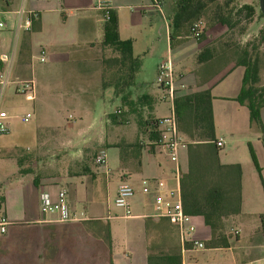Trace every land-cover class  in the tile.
<instances>
[{
	"label": "crops",
	"instance_id": "0c3cea01",
	"mask_svg": "<svg viewBox=\"0 0 264 264\" xmlns=\"http://www.w3.org/2000/svg\"><path fill=\"white\" fill-rule=\"evenodd\" d=\"M137 1L109 0V5L114 18L115 36L119 39H131L132 55L138 57L142 53L140 50H135L140 33L138 27L142 24L141 19L147 13V9L142 11L140 7H143V4H140L141 0ZM94 4V0H62L60 4L54 0H21L19 8L7 10L11 20L7 25V34L0 37V74L7 75L8 83L13 84L14 93L19 94L16 90L19 83L30 81L29 95H21L24 96V100L37 101V93L31 78L34 77L36 80L37 77L35 61L37 64L66 68V77H70L75 84L85 86L90 79L95 78L96 86L100 87L101 54L97 46L104 35L105 20L94 8ZM127 7L129 11L122 12V9ZM20 10L34 14V23H32L34 25H30L28 30L16 28ZM222 31L221 26H212L205 30L202 39L207 44L214 34ZM168 32L166 23L164 36L167 45ZM41 49L44 51L43 60L39 61ZM234 67L236 66L231 65L228 68ZM221 68L215 71H201V65L196 64L193 74V83L196 82L198 85L193 89L208 88L210 91L213 127L218 117L215 98L229 102L231 104L228 106L229 110L239 112L241 117H243L242 110L247 109L234 100L240 87L242 67L241 76L235 86L233 84L229 90L223 89L222 91L225 92H218L212 96L210 81ZM175 73L182 75L186 85L184 91H191L184 80L183 72ZM198 77L204 81H198ZM34 91L36 95L33 94ZM4 106H7V94L0 96V110L5 111V122L10 128V120ZM242 126L241 122L240 127ZM227 133L231 135V132L217 131L214 140L221 139L224 144L223 134ZM146 141L148 140H144L143 144L138 142L136 145H132L130 141L125 142V146L132 148L120 153L118 158L119 181L113 194L115 196L119 183L129 184L133 190L129 198L132 212L127 215L120 212L115 216H108L100 203L102 195L97 192L93 194L96 185L98 186L99 174L106 175L108 170L106 160L102 170L97 171L96 168L94 170L91 167L87 159L77 155L73 168L64 171L50 170L48 166L43 165L42 170L47 172L38 177L32 176L28 180L27 176L31 175L33 168L23 164L27 157L18 150L16 139L11 137L9 142L2 139L0 150L3 151V156L8 152L10 157L7 164L2 162L3 158L0 159V213L9 223L5 231L0 233V264H174V262L197 264V260L191 254L199 250L191 247L189 238L203 242L204 248L200 251L229 250L228 244L227 246L215 244L210 247L206 245L210 234L200 215H191L194 230L191 234L185 235L183 240L173 224L154 216L151 204L153 193L152 191L148 194L141 193L140 179H160L166 187H174L178 184L180 188V183L183 187V174L188 169L191 151L187 146L185 149L179 148V170L176 173L174 164L166 153L156 145L146 144ZM39 145L38 153H43L46 146L43 142H39ZM26 180L29 182L24 185L23 182ZM59 188L65 191V201L69 210L75 214L83 212L84 219L63 222L58 221L54 213L39 211V192L45 191L52 202L55 201ZM106 197L107 194L105 200ZM117 220H125L126 226L111 225L112 221ZM129 220L133 222L132 226H128ZM233 228L239 233L238 226ZM143 233L147 234V239L141 237ZM115 237L120 240L121 252L114 250ZM262 243L257 246L261 248ZM214 254L216 255L213 257L219 258L218 253ZM261 255L262 251L258 255V261ZM147 257H150L148 261ZM160 257L165 258L160 259Z\"/></svg>",
	"mask_w": 264,
	"mask_h": 264
},
{
	"label": "rangeland",
	"instance_id": "374dc122",
	"mask_svg": "<svg viewBox=\"0 0 264 264\" xmlns=\"http://www.w3.org/2000/svg\"><path fill=\"white\" fill-rule=\"evenodd\" d=\"M54 1L59 4L62 2V0ZM157 1L156 4L154 0H141L140 4H143V7L139 5L142 11L147 9V13L138 27L140 33H138L135 50H140L142 53L138 56L139 67L134 73L130 94L131 96L148 94L152 98L150 108L144 107L140 111L143 119L148 116L165 119L170 115V103L161 99L162 93L155 84L156 64L168 56L174 72H183L187 86L194 90L193 88L198 87L196 82L193 83L194 68L197 64L196 55L206 42L202 39L203 34L195 39L188 35L187 28H185L180 36L174 37L167 45L164 32L174 0ZM224 1L215 0L207 5L201 17L205 27L208 26V19L214 6L221 5ZM20 4L21 0H0V17L6 22L0 28V37L7 34V25L11 20L7 10L19 8ZM243 4L253 6V16L247 21L244 18V10H241L235 16L238 23L232 29L225 31L230 34L228 41H234V51H230L231 53L226 54V57L216 56L213 59L214 67L221 63L227 64L223 66L226 69L222 68L223 70L221 69L210 81L212 96L218 92H225L222 91L223 89L229 90L239 81L242 68L236 66L230 69L228 67L232 64L230 62H234L237 58L239 47L241 48L244 44L258 60L256 85L264 83V40L260 39L259 33L264 24V18L258 15L257 0H231L225 10L231 8L230 11L233 14L236 13L235 9ZM127 11L129 7L122 9L124 13ZM222 35L224 31L214 34L209 44L220 39ZM214 46H216V54L219 55L222 52L221 46H217V43ZM97 48H99L101 57L112 54L109 48L101 45V41ZM34 67L37 70V77L36 80L34 77L31 78L37 93V101L24 100L23 95L14 93L13 84L10 83H7L1 91V97L7 94V106H4V109L10 120V128L7 136H0V141L5 139L9 142L11 137L16 139L18 150L27 157L23 164L33 168L31 175L27 176L28 180L32 176L38 177L46 173L47 171L42 170L43 165L48 166L50 170L64 171L74 167L77 155H80L82 159H86L89 155L93 158L95 155L93 153L103 151L108 170L106 175L99 174L98 186L96 185L93 194L97 192L102 195L100 203L106 215L115 216L120 212L124 213L122 208L114 206L113 191L119 181V155L132 148V146L130 148L125 146L124 143L130 141L134 145L146 140V134L137 127V116L134 113H127L119 99L112 94L111 88H101V84L97 87L95 78L82 86L75 84L70 77H66V68L37 64L36 61ZM100 67V80L101 78L107 79L109 73L102 72L101 64ZM0 75L7 77V75ZM35 91L34 95H36ZM214 103L218 109V117L213 127L214 135L217 137L219 130L231 132V135L223 134L225 142L217 150L216 160L218 164L237 165L239 168V209L235 214L224 218L223 234L226 244L230 247L229 250H215L216 252L195 250L197 252H192L191 256H194L197 264H259L260 261L257 258L262 249L257 245L264 240L259 219V216L264 217V149L261 140L264 134V105L259 110L261 131L255 123H249L247 109L242 110L243 117H241L239 112L229 110L228 106L231 104L226 100L215 98ZM25 112H28L30 116L26 121H22L21 117ZM110 114H116L121 122H112ZM241 122L242 127H240ZM39 142H43L46 146V151L43 150V153H38ZM187 144L188 141L184 140V149ZM248 144L255 156L259 171L251 162L247 149ZM8 154L7 152V155L3 156V151L0 150V159L3 158L2 162L5 164L9 163ZM90 164L97 171L103 168L93 163ZM28 182L26 180L23 184L27 185ZM105 194H107L106 200ZM131 212L129 206L128 213ZM129 221L128 226H132L133 222ZM111 225L124 227L126 221H112ZM233 226L239 227L237 235L232 234ZM140 232L142 235V231ZM146 236L147 234L143 233L141 237ZM119 241L115 237L113 247L117 252H121ZM214 253H218L219 258L213 257L216 255Z\"/></svg>",
	"mask_w": 264,
	"mask_h": 264
},
{
	"label": "trees",
	"instance_id": "16d2710c",
	"mask_svg": "<svg viewBox=\"0 0 264 264\" xmlns=\"http://www.w3.org/2000/svg\"><path fill=\"white\" fill-rule=\"evenodd\" d=\"M213 1L215 0H174L172 12L167 20L169 42L174 37L180 36L185 28L189 34L191 24L196 20L202 21L201 17L204 15L207 5ZM230 1L225 0L221 5L214 6L207 27L202 21L203 29L195 39L204 34L206 29L215 25L224 28V35L214 42L211 41L210 44L208 42L197 53L196 63L201 65V71H215L227 64L221 63L215 67L212 64L216 56L223 58L227 56L226 54L234 51V41H228L230 34L225 33V31L232 29L238 23L235 16L241 10H244L245 20L248 21L253 16L254 9L250 4L241 5L235 9L234 15L231 14V8L225 10ZM258 15L263 17L260 12ZM32 23H34V18H31V25H34ZM259 33L260 39L264 40V24ZM216 43L222 49L219 55L216 54V46H214ZM101 45L109 48L112 53L100 58L102 72L109 73L107 79L101 78V88H111L112 94L119 99L127 113H134L137 116V127L146 134V139H153L158 119L152 116L143 119L140 116V111L144 107L150 108L152 98L148 94L131 96L129 92V88L133 85L134 73L139 67V58L132 55L131 39H119L115 36L114 18L110 10L108 11V18L104 22V35ZM239 49L235 61L230 62L232 66L243 68L240 87L234 100L247 108L249 123H255L262 131L259 122V110L264 105V83L256 85L258 60L255 55L250 53L247 45L244 44ZM198 81L204 80L198 77ZM211 98L208 88L187 92L183 90L175 95L172 103L177 132L183 140L188 141L187 149L191 151V156L188 158V169L183 174V187L180 183L181 204L185 213L200 215L203 218L210 234L206 244L208 247L215 244L227 246L223 234V219L235 214L239 209V168L237 165L218 164L216 160V152L219 147L214 143ZM109 117L112 122H121L120 119H117L116 114H110ZM261 140L264 149V134ZM247 149L252 164L259 171L249 144ZM86 159L94 164L92 156L89 155ZM179 181L182 182L180 178ZM259 219L261 233L264 236V217L259 216ZM149 258L147 257V261ZM163 258L165 257H160V259ZM174 264L177 263L174 262Z\"/></svg>",
	"mask_w": 264,
	"mask_h": 264
},
{
	"label": "built area",
	"instance_id": "2783aa9c",
	"mask_svg": "<svg viewBox=\"0 0 264 264\" xmlns=\"http://www.w3.org/2000/svg\"><path fill=\"white\" fill-rule=\"evenodd\" d=\"M157 4L158 1L154 0ZM94 8L99 11L102 19L106 20L108 18V11L110 10L109 0H96ZM31 18H34L32 12H23L20 10L18 12L17 29L28 30L31 25ZM5 25V21L0 18V28ZM203 29V23L201 20L194 21L189 27V36L192 38H197ZM44 51L41 49L39 51V61L43 60ZM8 83L7 77H2L0 75V94L4 86ZM155 84L160 89L162 93L161 99L166 100L170 103V115L163 118H155L157 121V128L155 130V137L151 140L146 141L148 145H156L161 150H163L168 159L174 164V170L178 173V151L179 148L183 147L184 140L180 137L177 132L174 115L172 111V103L175 95L186 89V85L182 79V75L176 74L173 70L172 63L167 56V58L159 61L155 67ZM31 89V82L25 81L19 83L16 90L19 94L25 96L29 95ZM29 113H25L22 117V121H26L29 118ZM6 113L0 110V136L7 134L9 127L5 122ZM143 144V141L139 142ZM217 147L222 146L223 141L217 139L214 141ZM93 162L95 165L104 166L105 165V154L103 151L96 153L93 157ZM153 184V186H151ZM140 190L142 194H148L152 191L151 204L153 207L154 216L166 219L169 223L173 224L178 232L179 237L183 240L185 235L191 234L194 230V225L191 222V215L185 213L182 208L180 199V188L176 184L174 187H166L165 183L160 179H140ZM133 190L131 186L125 182L118 184L115 196L113 199V204L116 207L123 209L124 214H128L129 203L128 200L132 196ZM38 204L39 211L42 213H54L58 221H72L84 219L85 216L83 212L75 214L70 211L67 203L65 201V191L59 188L56 193L55 201H50L48 194L45 191H40L38 194ZM9 222L0 213V233L5 231V228ZM238 230L233 229L232 234L237 235ZM189 242L193 249H203L204 244L202 241L197 239L189 238ZM262 256L260 257L259 264H264V241L261 245Z\"/></svg>",
	"mask_w": 264,
	"mask_h": 264
},
{
	"label": "water",
	"instance_id": "95a60500",
	"mask_svg": "<svg viewBox=\"0 0 264 264\" xmlns=\"http://www.w3.org/2000/svg\"><path fill=\"white\" fill-rule=\"evenodd\" d=\"M258 3V11L262 14L264 18V0H257Z\"/></svg>",
	"mask_w": 264,
	"mask_h": 264
}]
</instances>
